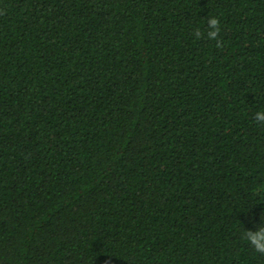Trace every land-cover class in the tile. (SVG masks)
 Returning <instances> with one entry per match:
<instances>
[{
  "label": "trees",
  "instance_id": "obj_1",
  "mask_svg": "<svg viewBox=\"0 0 264 264\" xmlns=\"http://www.w3.org/2000/svg\"><path fill=\"white\" fill-rule=\"evenodd\" d=\"M258 110L264 0H0V264H264Z\"/></svg>",
  "mask_w": 264,
  "mask_h": 264
},
{
  "label": "clouds",
  "instance_id": "obj_2",
  "mask_svg": "<svg viewBox=\"0 0 264 264\" xmlns=\"http://www.w3.org/2000/svg\"><path fill=\"white\" fill-rule=\"evenodd\" d=\"M206 36L208 39L216 41L217 47L222 46V41L218 39L220 33V23L217 17L210 16L206 19ZM205 33H202L200 29H196L193 32L195 39H201ZM253 119L256 123L264 126V110H258L253 114ZM242 239H244L251 248L258 254L264 255V218L261 216V223L256 226L255 230L243 229Z\"/></svg>",
  "mask_w": 264,
  "mask_h": 264
}]
</instances>
